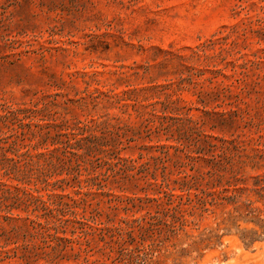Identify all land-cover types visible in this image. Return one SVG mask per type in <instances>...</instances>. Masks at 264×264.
I'll return each mask as SVG.
<instances>
[{"label": "rangeland", "instance_id": "obj_1", "mask_svg": "<svg viewBox=\"0 0 264 264\" xmlns=\"http://www.w3.org/2000/svg\"><path fill=\"white\" fill-rule=\"evenodd\" d=\"M0 264H264V0H0Z\"/></svg>", "mask_w": 264, "mask_h": 264}]
</instances>
